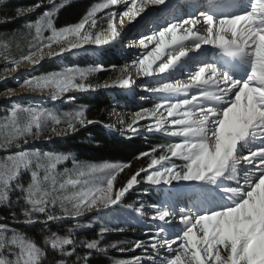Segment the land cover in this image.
I'll list each match as a JSON object with an SVG mask.
<instances>
[{
	"label": "snow or ice",
	"instance_id": "1",
	"mask_svg": "<svg viewBox=\"0 0 264 264\" xmlns=\"http://www.w3.org/2000/svg\"><path fill=\"white\" fill-rule=\"evenodd\" d=\"M71 4L37 0L3 18L37 14L26 31L0 33V81L19 83L26 65L19 88L41 100L24 105L12 99L17 90L0 93L11 101L0 116V207L7 209L0 216V264H95L110 250L141 251L110 264H264V0H96L77 22L58 27ZM12 43L18 58L8 54ZM117 47L136 54L113 65L115 79L103 84L88 79L103 65L32 74L45 61ZM110 88L151 106L110 113L112 122L89 118L85 106L56 107L73 104L72 93ZM94 124L129 139L158 134L167 142L141 151L135 159L147 158V166L124 181L130 162L94 163L30 147ZM69 160L71 167H61ZM145 185L140 199L125 203ZM120 211L127 227L142 228L147 239L103 245L106 233L125 231L107 223L98 238L76 239L78 229L92 226L79 218ZM64 220L75 221L66 234L49 227ZM37 224L41 240L17 227Z\"/></svg>",
	"mask_w": 264,
	"mask_h": 264
},
{
	"label": "trees",
	"instance_id": "2",
	"mask_svg": "<svg viewBox=\"0 0 264 264\" xmlns=\"http://www.w3.org/2000/svg\"><path fill=\"white\" fill-rule=\"evenodd\" d=\"M37 0H0V33L3 34H12V33H21L22 31H26L25 25L36 19L37 14H31L28 18L24 19V17L13 18L8 22H4L3 18L14 17L15 9L18 7H26L33 5ZM90 0H72L71 6H68L61 10L58 19L57 26H63L67 23H75L82 16L86 6L91 5ZM39 11V10H38ZM18 39H21L18 36ZM3 46L0 44V47ZM24 47L23 41L21 39V48ZM8 54L10 56H14L16 58L19 57L20 51L17 49L15 43H12L8 49ZM5 55V52L2 53L0 57V69L4 67V63L2 57ZM100 59L94 60L91 56L82 53L75 57H67L65 58V62L67 63L65 66L72 67H81L86 68L93 65V61L95 65H103V68H111L113 65L119 67V63L115 54L111 51H103L99 54ZM98 60V62H97ZM64 65H55V63H46L44 64L39 73H35V75L46 73L49 71H58L63 68ZM109 71H99L93 73L89 76V82L91 83H100L103 84L105 81L110 80V76H108ZM19 84L13 83L12 81H8L5 84H0V93H3L5 90L11 87H17ZM113 94V92H111ZM103 90L98 89L95 92H87V93H75L76 100L73 104H67L63 107L64 111H72L74 108L79 106H85L86 108V116L92 119H99L105 122H111L108 120V116L111 113L114 105V101L112 99V94ZM119 101L123 102L124 106L117 107V109L121 112L127 110L128 112H134L138 110L133 107L134 102L128 100L124 94V91L118 92ZM39 102L40 100H34L32 98H27L26 100H20L19 102L27 105L29 102ZM11 101L2 100L0 101V116L5 114V110L9 107ZM58 105V104H57ZM56 105V106H57ZM129 105V106H128ZM51 107V103L48 105ZM128 106V107H126ZM51 127V124H49ZM90 141H92L90 143ZM167 142V138L162 137L158 134H151L147 136V139L144 135H140L137 137H133L131 139L123 137L114 131H110L104 128L100 124H94L87 126L85 128H80L77 132L71 133L67 135L65 138L54 139L49 143L30 145V147L39 149L41 151H50V152H61V153H71L73 156L77 157L80 160L89 161V162H103V161H118V162H130L132 164V168L125 171V173L121 174L120 180L124 181L128 175L134 172L141 166H146L148 163L147 158H142L140 160H136L135 157L141 151H149L153 145L163 144ZM4 153H0V156H3ZM64 166L71 167V161L65 162ZM27 176H25V180H27ZM15 198V197H13ZM136 200L133 192H130L127 195L125 203H132ZM100 219L104 223L108 224V221L112 219V217L116 216L118 219L124 221L125 218L128 219L127 214L124 211L116 212V213H100ZM7 215V209L0 207V216ZM79 222H83L82 224H88L89 221L79 220ZM132 223L134 227L135 224L132 221H128ZM91 224V223H90ZM92 225V224H91ZM74 222L71 220H64L62 222H57L50 224L49 227L52 231L57 232L58 234H66V229L68 227H73ZM108 226V225H107ZM22 230L26 231L30 236L36 238L37 240L42 239L41 229L42 225H33V226H17ZM94 229L91 226L90 228H81L76 231V239H94L96 238L93 233ZM136 234L131 233H121L122 235L128 237L129 241H135L137 239H147V236L143 234L141 228L136 227L134 230ZM107 240L110 243L121 241V236L109 234L106 236ZM83 251V249H80ZM129 252L124 253H116V250L109 251V258L122 259L125 257H130ZM105 258L103 256L95 258V264H110V259Z\"/></svg>",
	"mask_w": 264,
	"mask_h": 264
},
{
	"label": "rangeland",
	"instance_id": "3",
	"mask_svg": "<svg viewBox=\"0 0 264 264\" xmlns=\"http://www.w3.org/2000/svg\"><path fill=\"white\" fill-rule=\"evenodd\" d=\"M90 2L91 3H94V2H96V0H90ZM35 15V14H34ZM29 16H25L24 17V19H26V18H28ZM0 23H2V22H0ZM133 33H129V38H133ZM114 51H115V53H116V55H117V61H118V63H119V67L120 66H123V64L126 62V60H130L128 57H127V55H128V52L126 51V53H122L121 52V50L119 49V47H117L116 49H114ZM3 52H5L4 51V48H3V46H1L0 47V57H1V55H2V53ZM83 52V51H82ZM85 54H93V55H96L97 54V57H98V55H99V53L100 52H95V51H93V50H89V51H87V52H84ZM98 61V60H97ZM66 63V62H65ZM93 65H91L90 67H93V66H96L95 65V62L93 61ZM44 64H46V61L44 62ZM44 64H41L36 70H35V72H33L32 74L33 75H35V73H39V71H40V69H41V67L44 65ZM67 64V63H66ZM103 71H109V74H108V76H110V78L111 79H115V77H116V75H117V73H115V72H112L111 71V68H104V70ZM28 75V73L27 72H23V73H20V74H18L17 76H19V83H22L23 82V79L24 78H26V76ZM39 75V74H38ZM8 81H12L13 83H17V84H19L18 82H17V80L16 79H14V78H8V79H6V80H4V81H0V84L2 85V84H5V83H7ZM9 89H20L19 88V85L17 86V87H11V88H9ZM137 90L139 91L140 89L139 88H137V89H135V91H136V93H137ZM6 91V90H5ZM25 93V94H24ZM21 94H23L22 95V97H20V98H12V99H14V100H26L27 98H32L31 96H28V94H31V93H29V92H23V93H21ZM20 94V95H21ZM73 94V93H72ZM127 94H128V96H129V98L130 99H132L135 103H134V105H133V107L136 109H138L139 107H149V106H151V102L150 101H140L138 98H136V99H134L133 98V96L130 94V93H128L127 92ZM137 94H139V93H137ZM32 99H34V100H37V99H35V98H32ZM39 99H41V98H39ZM10 101V100H9ZM113 101H114V106H115V109H114V107H113V109H112V112L111 113H114V112H119L118 110H117V107H122L123 108V105H122V103L120 102V101H117V99H113ZM141 103H143V104H141ZM67 104H64V105H61V104H58L56 107L57 108H59L60 109V111L61 112H63L64 111V109H63V107L64 106H66ZM124 112H126V113H130V112H128L127 110H125ZM111 120V122L112 121H114L115 119H116V117H115V115H112L111 117L110 116H108V120ZM146 121H141V123L143 124V123H145ZM67 136V135H66ZM66 136H61L60 138H65ZM53 138H55V136L54 137H52L51 139H53ZM44 140H47V139H42V140H40V141H36L34 144H32V145H36V144H43V142H44ZM107 161V160H106ZM104 162V161H103ZM108 162H117L118 163V161H116V160H114V161H108ZM98 163V162H97ZM146 166H147V164H146ZM145 166V167H146ZM61 167H64V165H62ZM147 186L145 185V186H137V189L135 190V191H132L133 192V194L137 197L136 198V200H138V199H140L141 198V194L143 193V191H144V189L146 188ZM153 196H155V192H152L151 193ZM100 213H88V214H86L84 217H82V218H79V220H86L87 219V221H89L91 224H92V227H93V229H94V234L96 235L95 237L96 238H98L97 237V234H98V232H99V229H100V227H101V225L103 224V221L100 219ZM128 219L127 218H125V220L124 221H122V220H120V219H118L116 216H114V217H112V219L111 220H109L108 221V226L109 227H112V228H117V227H123V228H125V231L124 232H109V233H106L105 234V236H104V240H103V245H107V244H109L110 243V241H108L107 240V238H106V236H108L109 234H113V235H119V236H121V238H120V240L121 241H129V239H128V237H126V236H124V235H122L121 233H131V234H136V232H134V230H132L131 228H128L127 227V224L125 223V221H127ZM72 222H74L75 223V221H73V220H71ZM80 223H83V222H80ZM129 223V222H128ZM134 227V226H133ZM102 245V246H103ZM116 253H120V252H118V251H116ZM140 255L141 254V251L140 250H137L135 253H129L128 255L131 257L132 255ZM130 257H125V258H122V259H126V258H130ZM110 259V258H109Z\"/></svg>",
	"mask_w": 264,
	"mask_h": 264
},
{
	"label": "bare ground",
	"instance_id": "4",
	"mask_svg": "<svg viewBox=\"0 0 264 264\" xmlns=\"http://www.w3.org/2000/svg\"><path fill=\"white\" fill-rule=\"evenodd\" d=\"M129 27H131V26H129ZM130 33H131V32H130ZM211 51H212V50H211V49H208L207 46H206V54H207V56H209V57L213 56V55H211V53H210ZM127 52H128L127 57H128L129 59H131V58L136 54V50H135V49H128ZM69 57H74V56L70 55ZM98 59H100V57H98ZM97 62H98V61H97ZM64 63H65V60H64ZM22 67H27V66L25 65V66H22ZM15 90H17V92H19L20 94L24 92V90H22V89H15ZM119 91H121V90H114V89H112V91H111V92H113L112 95H113L114 98L117 99V100H119V98H118V96H119L118 92H119ZM122 91H124V90H122ZM124 92H125V91H124ZM29 93H30V92H29ZM24 94H25V93H24Z\"/></svg>",
	"mask_w": 264,
	"mask_h": 264
},
{
	"label": "water",
	"instance_id": "5",
	"mask_svg": "<svg viewBox=\"0 0 264 264\" xmlns=\"http://www.w3.org/2000/svg\"><path fill=\"white\" fill-rule=\"evenodd\" d=\"M51 61H53V60H51ZM47 62H50V61H46V63ZM42 64H44V62H42ZM24 68H26V67H22L21 71L19 73H17L16 75H18L20 73H23V72L25 73L26 71H24ZM22 95L23 94L19 95L18 97H13V98H20V97H22ZM28 96H31L32 98H35V99L41 98V96L39 94H36V93L28 94ZM3 99H5V98H3L2 96H0V100H3Z\"/></svg>",
	"mask_w": 264,
	"mask_h": 264
},
{
	"label": "clouds",
	"instance_id": "6",
	"mask_svg": "<svg viewBox=\"0 0 264 264\" xmlns=\"http://www.w3.org/2000/svg\"><path fill=\"white\" fill-rule=\"evenodd\" d=\"M83 52H79V53H77V54H82ZM68 57V56H67ZM49 63V62H48ZM55 65H57V64H55ZM64 66L66 65V63L65 64H63ZM3 100H7V99H3ZM37 100H41V99H37ZM0 101H2V100H0ZM54 139H61L60 137H55V138H53V139H47V140H44V142L43 143H49V142H51L52 140H54Z\"/></svg>",
	"mask_w": 264,
	"mask_h": 264
}]
</instances>
